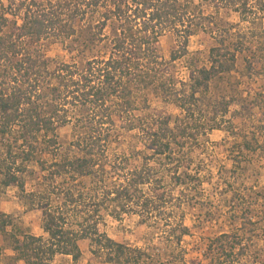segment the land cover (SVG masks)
<instances>
[{
	"label": "rangeland",
	"instance_id": "374dc122",
	"mask_svg": "<svg viewBox=\"0 0 264 264\" xmlns=\"http://www.w3.org/2000/svg\"><path fill=\"white\" fill-rule=\"evenodd\" d=\"M57 1L0 0V48L9 38L18 45L15 56L2 55L0 60V99L30 88L26 75L16 73L14 67L24 60L25 70L36 61L35 71L39 67L45 78L40 83L42 94L49 95L48 103L59 107L53 135L28 137L17 123L4 137L0 134V161L8 146L15 158L28 150L33 152L23 173H18L24 192L0 186V217H10L12 225L6 234L0 233V264H25L12 250L11 235L21 241L24 235L42 237L44 243L49 240L43 232L48 210L59 211L66 219L64 228L70 231L96 221L99 233L143 253L138 264H264V146L254 144V153L240 148L243 137L251 139L264 120V0H238L234 8H224L217 0H178L188 18L181 35L185 29L193 34L185 56L175 62L170 56L182 41L174 31L160 33L158 52L165 63L162 74L178 91L188 93L192 73L211 66L213 48L226 55L224 71L197 95L193 115L201 126L196 124L190 130L195 140L179 135L182 127L191 125L193 117L186 119L175 103L164 99L157 86L137 89V110L132 117L122 115L114 126L106 124L105 141L92 148L97 162L95 173L50 178L55 163L87 156L94 126L88 121L90 113L80 105L55 102L52 90L59 80L48 75L62 71L59 69L63 65L81 67L92 59L107 57L115 30L109 22L101 36L109 38L100 40L98 24L102 16L88 12L71 22L67 13L61 16V25L69 21L65 25L75 29L71 37L60 32L58 26L39 41L27 30L22 31L30 23L25 16L28 8L31 14L48 12L49 4ZM100 11L104 13L105 9ZM226 104L228 111L224 114ZM27 109L21 106V110ZM63 117L67 118L60 122ZM3 119L0 109V130ZM138 121L147 123L144 131L129 130L130 123ZM162 130L171 143L177 167L152 155L149 135ZM16 161L17 167L21 158ZM137 172L145 182L135 187L131 180ZM3 178L0 170V183ZM122 187L131 201L123 197L118 207L114 198ZM67 193H83L84 203L70 202L65 198ZM145 198L151 201L147 209ZM102 200L105 206H99L100 219L91 218L95 205ZM221 235L231 238L214 245ZM77 245V262L56 255L51 264H112L107 254L89 240H78Z\"/></svg>",
	"mask_w": 264,
	"mask_h": 264
},
{
	"label": "trees",
	"instance_id": "16d2710c",
	"mask_svg": "<svg viewBox=\"0 0 264 264\" xmlns=\"http://www.w3.org/2000/svg\"><path fill=\"white\" fill-rule=\"evenodd\" d=\"M237 1L217 0L224 8H234ZM31 2L33 6H38L35 1ZM49 7V13L45 11L35 13L34 11L33 16L29 11L30 8L26 10L25 16L28 17L30 23L22 31L27 30L35 41L45 38L57 26L60 28V32L67 37L75 35V29L70 24L69 27L65 24L78 17L83 18L88 12L102 16L98 24L100 40L109 38L107 36L101 38L109 22H113V29H115L109 39L110 53L107 57L92 59L81 67L63 65L59 69L62 71L48 75L59 80V84L52 90L55 102H62L71 106L80 105L81 109L90 113L88 121L92 122L94 126L92 127L94 133L89 137L87 156L74 161L65 160L55 163L56 170L51 174L49 173L50 178L64 174L86 177L95 173L94 168H96L97 162L93 159L92 148L98 146L102 139L105 141L107 135L104 136L103 129L106 124L109 127L114 126L117 122L116 119H120L122 115L132 117V113L137 110L135 90L157 86L162 90L160 92L164 95V99L167 102L175 103L184 112L186 119L191 117L194 119L196 117L193 115V108L196 107L197 95L207 88L209 82L217 74L224 71L223 60L226 59V55L221 53L218 48H213L210 51L211 66L192 73L188 93L187 91L176 90L173 85L164 80L161 69L165 63L158 52L160 33L174 31L178 41H182L179 49L171 53V62L185 56L189 37L193 34V31L185 29L184 34L181 35L180 29L184 28L185 20L188 18L178 0H109V2L108 0H58L55 5L49 4ZM100 8L105 9V12L100 13ZM65 13H67L69 21L61 25L63 24L61 16ZM1 46L4 48H0V60L2 55L12 54L15 56L17 54L18 45L15 41L11 42L10 38ZM233 58L231 56L232 61ZM31 63L33 64L25 70L24 60L15 63L16 67H14L16 73L23 72L22 75H26L27 88H30L23 91L19 89L13 95L0 99V109L4 116L0 130L2 137L9 132L11 125L16 123L20 125L23 133L28 137L41 133L44 136L55 134V119L59 115V107L56 104L53 105L52 102L48 103L46 98L49 95L42 94L40 83L45 78L39 67H36L37 71H35L33 66H36V61H31ZM39 80L41 81L39 82ZM41 101L43 102L40 104ZM23 105L28 107L26 111L21 110ZM228 105L226 104L224 107V114L228 111ZM66 118L63 117L60 122H64ZM138 122L137 124L130 123L129 130L140 128L144 131V126H147V123ZM196 124L200 127V120L194 119L191 125L187 123L185 127H182L179 135L183 138H189V140H195L196 136L190 130ZM164 125L168 127V122L165 121ZM99 130H102V133ZM150 134L149 146L152 155L166 159V162L171 165L174 164L171 154L173 149L170 141L167 140L165 131H154ZM253 134L251 139L246 135L243 137V145L240 148L254 153L257 150L253 147L254 144L259 148L264 146L261 144L264 143V120H262V124L256 127ZM32 154L33 152L28 150L22 157L17 155L16 158H21V162L16 167L17 161L13 157V149L10 146L6 148L5 156L0 161V170L3 171L4 175L0 183L1 187H16L24 192V185L20 181L18 173H23L25 164L31 160ZM174 165L177 167L176 162ZM134 174L135 177L131 181L135 187L140 182H145L141 173ZM122 188L121 191H116V198H114L118 207L121 206L118 201L123 197L126 198L127 202L131 201L125 192L126 188ZM83 197V193L78 195L67 193L65 195V198L70 199V202L79 205L84 203ZM149 202H151L150 199L145 198L144 207L146 209ZM99 206H105L103 200L95 205L91 218L100 219ZM65 220L59 211H45L43 232L49 237L46 243L43 242L42 237L24 235L21 241L15 235H11L12 250L17 254L18 260L24 261L25 264H51L56 255H64L72 257V260L77 262L80 258L78 240H89L98 250L107 254V260L112 264H138L143 257L141 251L130 249L99 233L96 221L86 226L81 224L79 231H70L64 228ZM9 226H12L10 217L1 215L0 233L6 234V229ZM229 238H231L230 235H221L213 243L214 245L220 244ZM188 264H195V262L190 261Z\"/></svg>",
	"mask_w": 264,
	"mask_h": 264
}]
</instances>
